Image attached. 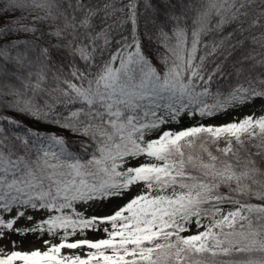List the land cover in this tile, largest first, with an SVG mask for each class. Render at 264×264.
<instances>
[{
    "label": "snow or ice",
    "instance_id": "1",
    "mask_svg": "<svg viewBox=\"0 0 264 264\" xmlns=\"http://www.w3.org/2000/svg\"><path fill=\"white\" fill-rule=\"evenodd\" d=\"M0 264H264V0H0Z\"/></svg>",
    "mask_w": 264,
    "mask_h": 264
},
{
    "label": "trees",
    "instance_id": "2",
    "mask_svg": "<svg viewBox=\"0 0 264 264\" xmlns=\"http://www.w3.org/2000/svg\"><path fill=\"white\" fill-rule=\"evenodd\" d=\"M178 126V125H177Z\"/></svg>",
    "mask_w": 264,
    "mask_h": 264
}]
</instances>
